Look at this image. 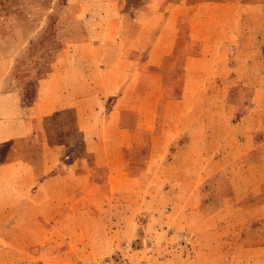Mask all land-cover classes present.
Returning a JSON list of instances; mask_svg holds the SVG:
<instances>
[{
  "label": "rangeland",
  "instance_id": "obj_1",
  "mask_svg": "<svg viewBox=\"0 0 264 264\" xmlns=\"http://www.w3.org/2000/svg\"><path fill=\"white\" fill-rule=\"evenodd\" d=\"M172 1L179 0L164 6ZM223 1L181 0L182 12L193 15L182 17L180 29L197 19L209 42L222 41L223 25L239 29L228 49L216 50L180 33L163 60L162 95L178 98L181 82L171 81L183 55L228 57L232 70L195 61L198 97L189 103L196 112L189 114L188 101L168 105L162 162L133 181L139 191L107 195L102 207L88 210L62 209L73 194H46L34 222L0 226V264H264V0H240L238 25L237 18L223 17ZM158 2L0 0V92L18 88L23 103L33 98L37 79L73 37L75 14L81 25L97 29L117 12L118 26L134 29ZM190 116L198 140L188 146L190 130L183 128ZM62 129L50 126L56 137ZM148 138L141 134V144L125 153L135 171L146 165Z\"/></svg>",
  "mask_w": 264,
  "mask_h": 264
},
{
  "label": "crops",
  "instance_id": "obj_2",
  "mask_svg": "<svg viewBox=\"0 0 264 264\" xmlns=\"http://www.w3.org/2000/svg\"><path fill=\"white\" fill-rule=\"evenodd\" d=\"M157 1L156 7L145 9L149 13L134 29L118 26L117 12L110 11L108 23L97 29L81 25L75 14L73 37L65 40L46 75L37 79L33 98L23 103L18 88L0 92V226L34 222L39 200L48 193L73 194L75 199L60 204L62 209L88 210L102 207L107 195L139 191L133 181L162 162L170 124L166 119L172 113L168 105L198 97L195 61L232 70L226 66L228 57L215 62L211 56L183 55L171 81L172 86L181 82L178 98H165L163 60L177 48L180 33L190 41L198 40L202 49L207 45L228 49L231 33L239 28L223 25L222 41L209 42L205 26L199 28L197 19L188 21L186 29L179 28L183 16L193 15L182 12L181 0L168 3L170 7L164 6L167 0ZM221 4L223 17L237 18L238 25L240 0ZM191 104L189 114L196 112ZM68 115L69 122L63 119ZM189 119L183 128L190 130L189 136L183 144L191 146L198 137ZM54 124L65 128L60 137L50 130ZM145 132L149 133L146 165L135 171L125 153L141 144ZM249 140L246 135L241 144ZM42 206L45 210L50 203ZM228 207L217 213L224 214Z\"/></svg>",
  "mask_w": 264,
  "mask_h": 264
}]
</instances>
